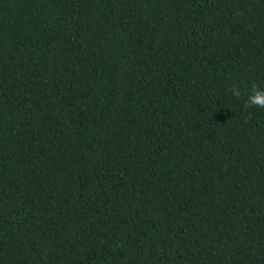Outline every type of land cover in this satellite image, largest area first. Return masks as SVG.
<instances>
[{
	"label": "trees",
	"instance_id": "16d2710c",
	"mask_svg": "<svg viewBox=\"0 0 264 264\" xmlns=\"http://www.w3.org/2000/svg\"><path fill=\"white\" fill-rule=\"evenodd\" d=\"M253 85L264 0H0V264H264Z\"/></svg>",
	"mask_w": 264,
	"mask_h": 264
},
{
	"label": "clouds",
	"instance_id": "9594fccd",
	"mask_svg": "<svg viewBox=\"0 0 264 264\" xmlns=\"http://www.w3.org/2000/svg\"><path fill=\"white\" fill-rule=\"evenodd\" d=\"M231 92L232 95L236 97H239L241 94L240 89L237 87H233ZM245 103L248 105L264 107V88L253 85L247 94Z\"/></svg>",
	"mask_w": 264,
	"mask_h": 264
}]
</instances>
